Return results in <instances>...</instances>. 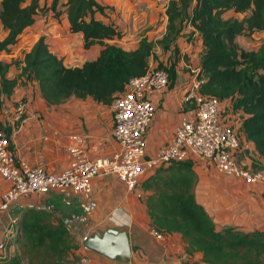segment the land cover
Wrapping results in <instances>:
<instances>
[{
    "label": "trees",
    "instance_id": "1",
    "mask_svg": "<svg viewBox=\"0 0 264 264\" xmlns=\"http://www.w3.org/2000/svg\"><path fill=\"white\" fill-rule=\"evenodd\" d=\"M59 0L40 6L38 0H0V22L6 29L0 49L18 41L23 29L32 23L37 11L49 8L53 15ZM70 31H80L82 44L102 45L98 54L79 66H65L62 58L50 52L39 36L22 56L20 75L35 80L38 90L49 104L69 97H91L111 104L123 91L128 78L144 72L154 43L164 54L162 64L170 86L175 64L181 59L174 40L179 31L190 26L185 41L195 30L200 36L197 76H202L198 90L219 99L224 110L238 114V133L252 143L264 157V39L255 49L239 47L236 36L264 30V0H167L166 23L155 41L142 36L132 49H124L110 40L122 31L112 22L95 17L106 6L96 0H65L61 3ZM226 11L241 16H224ZM186 44V43H185ZM191 45L184 51L191 50ZM186 57H189L185 53ZM184 57V56H183ZM187 60V59H186ZM188 61V60H187ZM8 62L0 60V102L7 97L16 78L6 76ZM163 65V66H162ZM184 84V83H183ZM185 104H192L185 101ZM8 138V131L0 124ZM192 159L171 161L157 167L140 181L150 226L163 235H180L187 253L198 251L205 264H264V230H237L226 226L217 229L202 205L195 200L196 174ZM252 169H261L251 165ZM18 231L13 237L14 251L0 258V264H71L76 248L74 234L52 211L37 207L22 209L16 218Z\"/></svg>",
    "mask_w": 264,
    "mask_h": 264
},
{
    "label": "crops",
    "instance_id": "2",
    "mask_svg": "<svg viewBox=\"0 0 264 264\" xmlns=\"http://www.w3.org/2000/svg\"><path fill=\"white\" fill-rule=\"evenodd\" d=\"M50 1L38 0V3L47 7ZM64 1L59 0L57 4L58 15H53L49 8L37 11L18 41L9 45L7 50L0 49V60L9 63L6 76L16 78L12 92L0 102V124L9 133L17 159L32 165L40 164L50 171L59 170L67 164L68 148L72 146L86 150L91 157L108 155L117 149L110 132L111 104L96 102L89 96L69 97L49 104L42 98L35 80L20 75L22 56L39 36L44 37L49 51L60 56L65 66H79L100 51V43L93 42L84 47L81 32L70 31L61 5ZM96 1L106 8L102 14L95 13V17L112 22L122 31L118 38L110 41L124 49L134 48L142 36L156 39L164 31L167 0ZM229 15L241 16L232 11L224 13V16ZM190 29V26H186L176 36L174 42L179 50L186 48L185 34L182 32L188 33ZM6 32L0 22V39ZM250 36L256 40L254 46L248 47L249 43H244L242 46L239 44L241 48L255 49L264 39V30ZM235 40H239V35ZM187 43H190L192 51L199 53L200 36L195 30ZM154 53L161 55L162 51L156 46ZM189 65L175 64L172 84L153 91L150 96L154 112L145 134L147 153L169 143L178 120L192 116L191 105L183 100V83L190 75ZM19 98H23L27 104L21 121L13 117L14 103ZM240 140L242 146L236 154L237 160L248 167L253 165L264 169V157L256 153L252 143L241 135ZM192 160L196 174L193 187L195 200L209 214L217 229L230 226L237 230H264V183H249L240 177L219 172L209 162ZM143 177L138 178L135 188L131 190H127L115 175L105 174L92 178L88 193L62 188L45 194L21 195L7 210L0 211V241L11 217L19 216L26 207H37L52 211L74 234L77 246L70 257H85L86 261L81 263L77 260L71 264H205L200 252L185 251L178 233L165 234L162 239L150 233V218L144 204V196L148 192L140 186ZM6 186L7 182L0 177V192ZM107 228L125 232L130 249L127 263L82 246V236L99 235ZM13 248L8 246L6 250L11 254Z\"/></svg>",
    "mask_w": 264,
    "mask_h": 264
},
{
    "label": "built area",
    "instance_id": "3",
    "mask_svg": "<svg viewBox=\"0 0 264 264\" xmlns=\"http://www.w3.org/2000/svg\"><path fill=\"white\" fill-rule=\"evenodd\" d=\"M156 46L154 43L153 51ZM185 47L189 48L190 43L186 42ZM189 73L183 84V100L192 104V116L181 117L170 142L148 153L145 134L154 112L150 96L153 91L166 87L168 82L166 70L155 65L152 55L144 72L128 78L123 91L112 100L110 132L117 149L108 155L91 157L86 150L72 146L68 148L67 164L50 171L40 164L32 165L17 159L8 147L5 131L0 127V177L7 182L0 192V211L7 210L21 195L45 194L62 188L88 193L92 178L105 174L115 175L127 190H131L140 176L150 174L171 161L187 158L209 162L219 172L240 177L249 183H264V169H252L236 158L242 146L237 130L238 114L224 110L223 103L216 97L199 92L203 77L197 76L196 67H190ZM26 110V101L17 99L13 117L21 121ZM17 217H11L3 229L0 258L10 254L6 250L8 246H15L12 240L18 231ZM150 233L158 239L163 238V234L153 227H150ZM85 237L80 238L84 248L87 247L83 243ZM79 261L83 263L86 258L79 257Z\"/></svg>",
    "mask_w": 264,
    "mask_h": 264
},
{
    "label": "water",
    "instance_id": "4",
    "mask_svg": "<svg viewBox=\"0 0 264 264\" xmlns=\"http://www.w3.org/2000/svg\"><path fill=\"white\" fill-rule=\"evenodd\" d=\"M83 243L87 247L101 252L102 254L114 258L122 263H127L129 260L130 249L124 231L107 228L99 235L91 234L88 237H85Z\"/></svg>",
    "mask_w": 264,
    "mask_h": 264
},
{
    "label": "rangeland",
    "instance_id": "5",
    "mask_svg": "<svg viewBox=\"0 0 264 264\" xmlns=\"http://www.w3.org/2000/svg\"><path fill=\"white\" fill-rule=\"evenodd\" d=\"M229 16H232V15H229ZM183 34H185L186 35V33H184V32H182ZM255 41L256 40H254L250 35H240L239 36V40L237 41V43H238V45L240 44H244V43H249V45L250 46H248V47H253L254 46V43H255ZM239 45V47H241ZM179 52L181 53L182 52V57H181V59H179L177 62H176V64H178V63H184V64H190L189 65V69H190V67H192V66H194L195 64H197V62H198V51L195 53L194 51H192V50H187V51H184V50H179ZM185 53H187L188 55H189V57H186L185 55ZM152 56H154V58H156L157 60H159L158 62H159V64L161 65L162 64V61H163V57H164V54H162L161 53V55L160 54H155L154 53V51H152ZM158 56H161V57H158ZM184 56V57H183ZM188 61H187V60ZM163 66V65H162ZM196 66V65H195ZM182 68H183V70H185L186 68L184 67V65L182 66ZM15 250V249H14ZM14 250H12V252L11 253H13V251Z\"/></svg>",
    "mask_w": 264,
    "mask_h": 264
}]
</instances>
